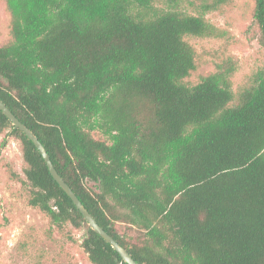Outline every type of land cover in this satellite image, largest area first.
I'll return each instance as SVG.
<instances>
[{
  "label": "trees",
  "instance_id": "1",
  "mask_svg": "<svg viewBox=\"0 0 264 264\" xmlns=\"http://www.w3.org/2000/svg\"><path fill=\"white\" fill-rule=\"evenodd\" d=\"M5 2L0 98L97 222L139 264H264V66L238 89L231 57L185 81L190 38L222 37L206 14L234 0ZM252 15L264 46V0ZM1 134L20 143L28 203L79 229L90 264H128L0 109Z\"/></svg>",
  "mask_w": 264,
  "mask_h": 264
},
{
  "label": "rangeland",
  "instance_id": "2",
  "mask_svg": "<svg viewBox=\"0 0 264 264\" xmlns=\"http://www.w3.org/2000/svg\"><path fill=\"white\" fill-rule=\"evenodd\" d=\"M199 3V0H193ZM188 9L192 11V6ZM254 0H234L231 7L207 13L222 29L219 38L191 37L196 52V69L185 78L195 84L227 57L237 62L233 87L249 84L255 71L264 66V46L253 25ZM11 12L0 0V46L11 42ZM96 137H103L95 132ZM0 135V264H90L81 246V231L71 224L63 229L52 225L48 216L28 203L29 189L16 172L23 168L20 143Z\"/></svg>",
  "mask_w": 264,
  "mask_h": 264
},
{
  "label": "water",
  "instance_id": "3",
  "mask_svg": "<svg viewBox=\"0 0 264 264\" xmlns=\"http://www.w3.org/2000/svg\"><path fill=\"white\" fill-rule=\"evenodd\" d=\"M0 109L3 113L13 122L15 127L20 128L22 131L26 133V135L33 141L36 147L39 149L42 154L44 160L47 163V166L54 177V179L59 183V185L64 189V191L70 196L73 200L76 207L83 214L85 220L88 222L90 227L96 231L101 237H103L111 246L123 257V259L128 264H139L133 256L129 253V251L122 246L111 234H109L95 219L92 213L86 208L83 202L79 199L76 193L73 191L71 186L64 180V178L59 174L57 169L52 162V159L47 152L45 146L40 141L38 136L25 124L23 123L13 112L12 110L1 100L0 98Z\"/></svg>",
  "mask_w": 264,
  "mask_h": 264
}]
</instances>
